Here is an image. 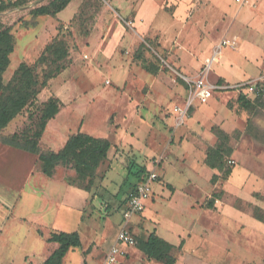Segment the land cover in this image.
Wrapping results in <instances>:
<instances>
[{
	"label": "rangeland",
	"instance_id": "obj_1",
	"mask_svg": "<svg viewBox=\"0 0 264 264\" xmlns=\"http://www.w3.org/2000/svg\"><path fill=\"white\" fill-rule=\"evenodd\" d=\"M50 1L21 0L17 6L1 1L6 7L0 10V28L9 27L14 37L2 75L4 84L20 62L32 65L53 41L64 43L67 56L60 62L59 74L48 79L34 101L0 130V138L29 130L43 103L54 96L60 107L45 125L39 152L59 150L80 129L107 137L111 148L86 190L88 179L74 170L57 166L51 182L40 172L38 154L0 141V264H38L45 248L33 232L36 225L44 232L51 227L78 232L80 246L68 250L62 264H162L125 252L116 262L105 260L120 228L123 200L135 181L129 169L153 170L158 175L162 161L174 155L168 148L175 138L172 109L182 105L185 95L181 76L192 77L222 39L231 45L218 52L214 73L238 76L237 68L227 62L236 61L243 40L258 38L243 23L242 8L254 5V0L241 4L235 0H69L55 14H34ZM256 3L264 6V0ZM258 28L263 34L257 59L261 63L255 65L252 57L244 55L252 68L248 78L264 77V21ZM50 68L53 65L45 62L35 67L39 81ZM240 94L238 90L213 92L206 105L190 110L189 117L196 113L192 126L187 119L183 124L195 148L199 139L204 138L209 147L216 142L218 130L226 133L233 151L225 164L243 171L244 178L232 192L223 188L224 180L217 181L213 192L221 195L213 208L205 206L208 196L197 204L200 209L192 222L196 227L182 236L196 235L191 245L197 249L186 252L181 245L175 264H264V217L256 218L264 214V94L257 98L246 94L241 100ZM182 178L168 174L178 185ZM195 178L194 198L206 190L202 175ZM160 202L155 203L158 210L150 213L147 202L145 213L129 220L127 227L135 239L156 226L159 236L176 241V233L182 232L192 212L187 198L177 203L181 213L175 212L174 203Z\"/></svg>",
	"mask_w": 264,
	"mask_h": 264
},
{
	"label": "trees",
	"instance_id": "obj_2",
	"mask_svg": "<svg viewBox=\"0 0 264 264\" xmlns=\"http://www.w3.org/2000/svg\"><path fill=\"white\" fill-rule=\"evenodd\" d=\"M2 1V0H1ZM0 1V10L6 6ZM21 0H7V5L17 6ZM69 0H51L47 5L39 6L34 11L35 15H52L60 11ZM14 37L9 27L0 28V130L4 129L27 105L34 101L38 89L44 86L48 79L58 75L63 69L61 61L67 56V49L61 41H53L47 44L32 65L20 62L15 68L7 83L2 82V75L9 64V54L13 51ZM53 65V68L44 72L41 81L38 80L34 69L41 63ZM235 90V89H233ZM240 91V90H238ZM241 92V91H240ZM239 99H245L241 92ZM263 93L254 94V98L262 97ZM249 102V98L246 99ZM60 107V101L50 96L39 109L36 121L29 130L14 132L10 136L0 138L3 144L38 154L37 160L40 172L45 176H52L54 169L61 165L70 168L83 178H87L86 190H89L96 170L106 159L111 144L107 138L94 137L90 134L77 131L70 135L64 145L57 151L39 152L38 142L46 123L53 118ZM215 144L207 147L204 163L212 169H217L220 175L212 174L211 183L217 179H226L231 172V167L225 163L229 159L233 148L228 143V135L222 130L216 132ZM227 158V159H226ZM130 173L140 178L146 171L133 168ZM221 192H212L205 201V206L213 208L214 202L219 199ZM124 202V201H123ZM264 214L256 216L262 220ZM57 244L42 264H62V258L68 250L80 246V238L77 231H56L48 238ZM135 246L142 251L147 258L154 259L163 264H174L175 246L151 231L146 238L135 239ZM85 264V263H83Z\"/></svg>",
	"mask_w": 264,
	"mask_h": 264
},
{
	"label": "crops",
	"instance_id": "obj_3",
	"mask_svg": "<svg viewBox=\"0 0 264 264\" xmlns=\"http://www.w3.org/2000/svg\"><path fill=\"white\" fill-rule=\"evenodd\" d=\"M236 2L240 3V4L242 3V2H239V1H236ZM253 4L254 5H252V6L246 4L248 6V8H242L244 16H245L244 17V19H245L244 21H246V22L243 21V23L245 24L246 27H248L250 30H252V32H254L255 35H256L255 37H258V38L243 40V42H241L240 49L238 50L239 51V55L237 56L236 61L231 62L230 59H229L228 62H227L228 66H230V67L235 66V69L237 68L236 70H238V76H233L232 78H230V77L226 78L222 73H214V70H213L214 66L213 65H214V63L217 60L216 57H217L218 53L213 58V61H212V64H211V68H210V71H209L210 75H212V76L208 75V77H209L210 82H212V83H215V84H218V85L228 86V88L222 89V91L233 90V88H231V86H234V85H237V84H240V83H244V82H247L249 80H252V79L260 77V76H257V77H254V78H248L249 75L252 74V72H251L252 68L250 67V65L247 62H245V58H244V55L248 54L250 57H252L251 59L255 63V65H259L261 63L257 59H260L261 52H262L259 43H261V41H263V37H262L263 34H262V32L258 31L259 30L258 25L264 21V6H262V4L260 6H258V4L256 3V0L253 1ZM244 6H245V4H244ZM224 48L227 49V47H224ZM210 55H211V53L208 54L205 57H208ZM203 59L201 60V64H200L198 70L193 75H190V76H194V75H196L199 72V70H200V68L202 66ZM234 62H236V63H234ZM255 65L253 64L254 67H255ZM185 86H186V84H185ZM235 91H237V90L235 89ZM184 92H185V95H186V87H185V91ZM219 92H221V91H219ZM244 94L245 95L246 94L254 95V93H248V92H246ZM185 95H184V98H185ZM212 96H213V94H212ZM212 96L205 103H200V102H196L195 101V103L191 106V108L188 111L187 116L185 117V120L187 119V121L189 122V124L191 126H192L191 123L194 120V117H195L196 113H194L192 115V117H189L190 110L195 109V108H196L195 110H198L199 109L198 106L206 105L209 102V100L211 98H213ZM184 98H183V101H184ZM173 117L174 116L172 115V120H173ZM185 120H184V123H185ZM183 124L180 125V126L175 127L174 123L172 122V129H173V132H175V138H174V143L171 144L168 149H170L169 151H174V155H171V156H169L170 158L165 159L164 161H162V166L159 169L158 180H157L156 183H154L152 185L151 196L145 201V204L148 202V206L150 207L148 213H150L151 211L153 212V211H157L158 210V209L155 208L156 205H157V204L155 205V203H158L159 200H162L163 202H165V200H166L168 202L174 203L175 206L173 208H175V212L176 213H181V211H182L181 206L178 205V207H177V203L180 202L182 198H184V197L187 198L186 205H187V208L191 209V211H192L191 215L186 217V219H188V220H187L186 225L183 227V229H181L182 232L181 233H176V237H177L176 241L174 243H171V242L168 241L169 243H171V244H173L175 246V249H174L175 263H176L177 260L179 261V259H178L179 255H176L175 252H176L177 248H179L181 245H182V250H184L186 252L187 251H191L192 247H193V251H196V249H197L196 245L195 246H193V244L191 245V240L193 238L195 239L196 235H192L191 238L182 237L184 235L183 233H184V231L186 229H188L190 227H192V229H193V228L196 227L195 224H194L195 222L193 224H192V222H193V219H195L197 217L196 214L199 211L198 209H200V208L197 207V204L198 203H202L203 200L206 198V196L210 197L211 193L214 190V187L217 186V181L220 182V181L224 180L225 182H224V184H222L223 188L226 189V191L232 192L233 189H236V186L237 187L240 186L241 180L244 178V172L243 171L241 172V170H239L237 168H234L233 170H231V172L228 175V177L226 178V180L219 178V179L216 180L215 183H211L210 182V178H211L212 174L220 175V172L217 169L209 168L204 163V158H205L206 148H207L206 145H205L206 143L204 142L205 140H204V138H203V140L199 139L198 140L199 146L197 148H195L193 145H191V142L189 141V137H193V136L190 135V136L187 137V135H189V132L187 130H184L186 128H184ZM181 127L183 128V131H180ZM80 132H82V131H80ZM84 133H86V132H84ZM92 136H94V137H102V136H99V135H92ZM22 151H24V150H22ZM101 164L97 168L96 173H98V171H99V169L101 167ZM188 171L191 172L190 175H187ZM129 173H130V171H129ZM170 173H173L174 177L182 176L183 177L182 178L183 179L182 183L180 185H178V184L174 183V181H170L168 179V174H170ZM193 173H195V174H193ZM198 174L202 175L203 182L206 184V190L205 191L202 190L200 195H197L194 198L193 194L195 192L193 193V191L194 190H198V183H197L198 181L195 178L196 176H198ZM43 176H45V175H43ZM45 177H48V176H45ZM48 178L52 182V177L50 176ZM137 180H138L137 177H135V181L130 184V187H129L127 193L131 190V188L137 182ZM219 182H218V185L220 184ZM219 192H221V191H219ZM127 193H126L125 198L123 200L124 201L123 202V208L125 207V200H126ZM155 193H157V194H155ZM158 194H159V196L156 199L155 195H158ZM178 194H182V196H177ZM153 197L155 198L154 201L152 200ZM161 197H162V199H160ZM28 199L32 200L33 198L28 197ZM199 199H201L202 201L198 202ZM163 202H160V203H163ZM145 204H144V208H145ZM122 211H123V209H122ZM141 213H145L144 209L141 212H139L137 214H134V215L138 216ZM134 215H132L129 218V220H131V218ZM178 219H180V217H177V220ZM129 220L126 223V227L128 225ZM122 222H123V220H121V224H122ZM121 224H120V226H121ZM2 227L3 226L1 225L0 226V230L2 229ZM156 228L157 227L155 226V230L154 229L150 230L145 235V237H143V238H146L147 235L151 231H154L158 235ZM36 229H40V231L37 232ZM56 230L57 231H62V230L56 229L55 227H51L49 231L44 232V230H42L39 227V225L34 226L33 232H34V234L37 237L38 236H39V238L41 237L40 240L43 243L44 248H45L44 255L42 256V258L40 259L38 264H42V262L53 251L55 245L57 246L56 243L48 240L50 234L52 232H56ZM128 230L131 232L130 227L128 228ZM131 233L133 234V232H131ZM180 236H181V238H180ZM159 237H161V236H159ZM115 238H116V236H115ZM183 239H184V242H182ZM43 241H45V242H43ZM114 241H115V239H114ZM131 246H132V248H131ZM121 249L123 250V252L129 253L130 257L131 256H133V257L138 256L140 258L141 257H145L146 261L152 260V259L147 258L146 255L142 251L137 249L136 246H135V243L123 246ZM118 257H120V256H118ZM118 257H117V259H118ZM157 262H159V261H157ZM159 263H161V262H159Z\"/></svg>",
	"mask_w": 264,
	"mask_h": 264
},
{
	"label": "built area",
	"instance_id": "obj_4",
	"mask_svg": "<svg viewBox=\"0 0 264 264\" xmlns=\"http://www.w3.org/2000/svg\"><path fill=\"white\" fill-rule=\"evenodd\" d=\"M241 2L242 0H236ZM231 42L228 39L220 40L214 47L210 56L205 57L199 72L192 77L181 76L186 84V95L182 105L174 106L172 112L174 114V126H180L184 123L185 117L188 114L191 106L196 102L205 103L215 91H222L228 86L218 85L210 82L209 71L214 56L221 50L222 47L230 46ZM264 77H258L244 83H240L231 88L240 90L243 93H263L264 94ZM158 180V175L153 171H146L140 176L131 190L127 193L125 207L122 211V224L117 232L115 242L110 246L105 260L107 262H116L117 257L124 254L121 249L123 246L135 243L133 234L126 227L129 218L141 212L144 209L145 201L151 196L152 185Z\"/></svg>",
	"mask_w": 264,
	"mask_h": 264
}]
</instances>
